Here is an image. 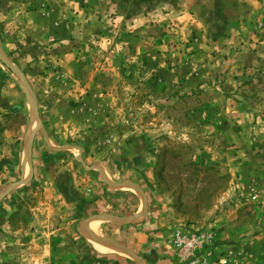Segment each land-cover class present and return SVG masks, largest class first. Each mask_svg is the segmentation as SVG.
Listing matches in <instances>:
<instances>
[{"label": "rangeland", "instance_id": "obj_1", "mask_svg": "<svg viewBox=\"0 0 264 264\" xmlns=\"http://www.w3.org/2000/svg\"><path fill=\"white\" fill-rule=\"evenodd\" d=\"M0 53V188L37 113L141 159L174 264H264V0H0ZM94 166L15 193L0 264H102L71 226Z\"/></svg>", "mask_w": 264, "mask_h": 264}, {"label": "crops", "instance_id": "obj_2", "mask_svg": "<svg viewBox=\"0 0 264 264\" xmlns=\"http://www.w3.org/2000/svg\"><path fill=\"white\" fill-rule=\"evenodd\" d=\"M12 136L13 141L8 136L13 143L9 170L2 177L5 184L0 188V211L9 209L19 189L40 184L48 165H95L71 224L81 243L97 252L102 264L175 263L176 249L156 225L158 200L137 166L143 165L140 158L104 152L91 156L87 150L63 143L59 131L39 118L25 121L23 130ZM237 148L242 151L249 147Z\"/></svg>", "mask_w": 264, "mask_h": 264}, {"label": "water", "instance_id": "obj_3", "mask_svg": "<svg viewBox=\"0 0 264 264\" xmlns=\"http://www.w3.org/2000/svg\"><path fill=\"white\" fill-rule=\"evenodd\" d=\"M0 57H1V53H0ZM3 61L9 66V67H11V69H13L14 70V68L11 66V64L6 60V59H4L3 58ZM25 85V87L27 88V91H28V93H29V97H30V100L32 99L33 100V96H32V94H31V92H30V89H29V87L26 85V84H24ZM31 100V101H32ZM39 117L37 116V113L35 114V119H38Z\"/></svg>", "mask_w": 264, "mask_h": 264}]
</instances>
